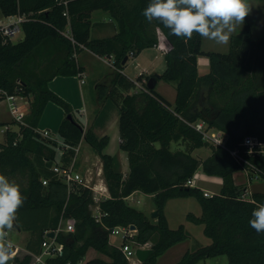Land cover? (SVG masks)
Returning <instances> with one entry per match:
<instances>
[{
    "label": "trees",
    "instance_id": "obj_1",
    "mask_svg": "<svg viewBox=\"0 0 264 264\" xmlns=\"http://www.w3.org/2000/svg\"><path fill=\"white\" fill-rule=\"evenodd\" d=\"M65 1V3H64ZM150 0H0L3 16L25 15L20 23L23 37L12 41L0 32V87L26 98L32 96L27 125L14 124L0 142V173L19 185L26 197L17 213L16 224L29 231L27 250L17 264H32L41 243L60 218H72L74 229L57 232L61 245L47 264H131L118 245L109 241L117 225H134L130 237L134 244L149 243L152 253L139 264H155L156 257L189 235L183 224L170 228L164 214L167 199L193 196L201 211L187 212L186 219L203 225L210 239L205 245L186 249L172 264H197L209 257L225 255L228 264H264V233L249 224L252 211L264 203V191L242 197L244 184L233 180V172L244 169L226 149L237 148L245 135L264 139V35L252 36L247 18L242 29L232 34L226 52L204 51L201 37L191 39L171 35L159 21L149 23L142 15ZM107 12L115 32L91 37V14ZM156 46L163 52L164 69L157 80L174 84L175 99L169 102L155 86L146 83L153 75L138 74L136 81L123 69L143 49ZM88 49L107 59L112 66L107 84H97V109L92 123L83 129L69 103L53 92L48 82L56 75H80L82 66L76 54ZM205 55L209 69L201 74L197 56ZM126 60L123 62V60ZM48 102L60 105L65 116L57 133L65 142L76 145L84 140L99 155L108 196L99 201V214L90 188L65 183L50 171L55 158V143L35 133ZM116 110L119 148L126 152L128 171L116 170L113 157L104 152L107 135L98 136L93 127L101 125ZM68 115L70 117H68ZM226 134L225 146L205 140L194 123ZM17 127V129H15ZM208 147L204 158L193 155ZM72 154L65 152V159ZM264 178V156L247 155ZM201 168L208 176L221 178L217 193L208 196L186 181ZM249 180L253 178L247 172ZM42 178L48 182L42 184ZM140 190L152 194L157 211L155 221L140 209L129 205L125 197ZM92 248L103 255L81 262Z\"/></svg>",
    "mask_w": 264,
    "mask_h": 264
},
{
    "label": "rangeland",
    "instance_id": "obj_2",
    "mask_svg": "<svg viewBox=\"0 0 264 264\" xmlns=\"http://www.w3.org/2000/svg\"><path fill=\"white\" fill-rule=\"evenodd\" d=\"M97 12L93 11V14L91 15V18L95 20L97 17L96 15L98 13H105L100 10H96ZM108 15V14H107ZM11 18L5 17L0 12V23H7ZM23 37V30L20 28L17 33L11 36L12 41H16L18 39H21ZM78 54V53H77ZM76 54V59L78 56V59L80 62H83V64L86 66V74L84 77L85 83L82 85L83 88V100L85 104H87L88 113H81L82 106L78 107L79 109H76L75 106L71 105L69 103L70 107L72 108L75 117L81 122H84V118L88 117L89 119L93 116L94 110L97 106V89L95 88L96 84H107L110 74L112 72V66L106 62V59L102 58H95L94 56H91L87 51H83L80 55ZM140 64L136 65L135 61L132 58H129L127 61L123 72L133 79L134 81L137 80L138 74H140L141 66L147 65L150 63L155 64V69L157 71L162 72L164 68V58L161 53V50L159 48H150L145 50L140 58H139ZM157 89L160 90V92L167 97L168 100L171 102L174 99L175 95V87L173 84H170L168 82H165L163 80H160L157 84ZM32 99V96L29 98L23 99V106L30 104V101ZM80 99V102L82 98ZM50 105H54L57 108L61 109V111L64 113L63 108L53 103ZM26 110V109H25ZM28 112H29V105H28ZM51 109H46V119L41 121L42 126L39 127L40 130L47 129L51 135L54 137H59L57 133V129L48 127V123L52 119L50 117ZM85 114V115H84ZM65 114H63L64 116ZM12 119L10 112L7 109L6 103L4 100H0V130L10 122ZM114 120V117H111V121ZM49 128V129H48ZM115 134L117 136V126H114ZM5 139L4 132L0 131V142H3ZM117 139V138H116ZM89 148L88 144L85 141L80 142L79 152L77 155V163L76 167L81 173V175L84 177V179H87L88 184L93 185L95 183H99L103 180L102 173L100 171V166L98 165L97 160H89L88 163L84 162L79 158V155L83 153L85 150ZM92 149V148H90ZM93 150V149H92ZM120 148L118 147V142L115 140V138H112V140L109 142L108 148L105 149V152L112 153L114 155H117V152L120 153ZM94 151V150H93ZM209 152L208 147H200L193 151V155L202 158L203 156H206ZM97 155V153H96ZM122 164V159L117 158V168L120 169ZM99 167V168H98ZM99 172V173H98ZM233 180L235 183L238 184H244L247 187V190L250 192L255 191H264V178L261 177H255L249 180L246 176V172L244 169H239L233 172L232 174ZM196 186L204 188V190L212 193H217L219 191L220 185L216 180H210V179H197L196 180ZM127 202L129 205L136 207L142 211L145 212V214L149 217V219L154 220L155 217H152L151 213L153 210H155V203L153 201V198L149 196L148 194L139 193L135 196H130L127 199ZM201 208L198 203V201L193 196H185L183 198H171L167 200L165 204V212L167 215L168 225L170 228H176L179 224H183L185 229L189 231V235L186 239L179 241L172 246H170L168 249H166L162 254L156 257L155 264H172L176 262L180 256L183 254V252L186 249H193L201 245L208 244L210 242V239L203 234V225L202 224H196L186 219L185 214L186 212H193L194 214L198 215L200 214ZM133 230V229H132ZM15 230L13 229L9 233V240H12L16 244H23L24 238L26 237L27 231L23 230L22 232L18 233V236L15 235ZM135 231V230H134ZM134 233V232H133ZM25 234V235H24ZM122 240L121 234H110L109 241L113 245H119ZM129 243L132 244L134 247L133 241L131 239H127ZM98 252L96 250L89 248L84 258L88 259L89 257H92L93 255H97ZM102 257V254L100 255ZM130 261L132 263L136 262L135 256L130 258ZM34 264H40L38 262H34ZM197 264H228L227 258L225 255H218L206 258L204 260L199 261Z\"/></svg>",
    "mask_w": 264,
    "mask_h": 264
},
{
    "label": "clouds",
    "instance_id": "obj_3",
    "mask_svg": "<svg viewBox=\"0 0 264 264\" xmlns=\"http://www.w3.org/2000/svg\"><path fill=\"white\" fill-rule=\"evenodd\" d=\"M251 10L250 0H150L142 15L149 23L159 21L178 38L191 39L195 33L227 45ZM25 199L19 185L0 173V264H8L15 255L8 237ZM251 215L250 226L264 233V203L258 204Z\"/></svg>",
    "mask_w": 264,
    "mask_h": 264
},
{
    "label": "built area",
    "instance_id": "obj_4",
    "mask_svg": "<svg viewBox=\"0 0 264 264\" xmlns=\"http://www.w3.org/2000/svg\"><path fill=\"white\" fill-rule=\"evenodd\" d=\"M65 3V1H64ZM25 15L17 14L13 15L11 19L3 24L0 23V32L4 35H7L11 38L12 35L17 33L20 29V23L25 19ZM108 62V61H107ZM109 63V62H108ZM81 82H83V79H81ZM136 86L138 88H141V83L136 81ZM26 97L18 94V93H9L6 89L0 87V100H4L7 106L8 111L11 114V117L15 123L27 125L25 122V116L26 114L23 112V99ZM14 124H5V126L0 130L1 132H4L8 129H11ZM194 126L197 130L202 131L203 138L210 143L214 145H219L221 147L226 148L225 141H226V134L215 128H206L205 124L201 121H197L194 123ZM17 129V127H15ZM34 131L36 134H38L41 138H45L48 141L55 143L54 147L56 149L55 158L51 163L50 171L51 173L59 180H61L65 185L67 186V189L70 188L71 184L74 182L81 183L82 185L87 186L91 190L93 204L91 205L92 210L95 214H99V201L105 197H107L108 190L106 187L105 182L102 180V182L95 183L93 185L88 184L87 179H84V177L81 175L79 170L77 169V155L79 152L80 147V141L76 145H72L70 143L65 142L60 137H54L50 134V132L47 129L40 130L39 128H34ZM241 145L246 148L245 153H241L237 148L228 149L226 148L230 155L234 158V160L242 164L244 166V170L246 172L251 171L253 174V178L257 177L259 175L260 170L257 168L252 162H250L247 159V155H262L264 156V139H260L257 136L254 135H245L242 139ZM67 150H71L72 154L69 155L67 159H65V152ZM196 177V173H194L187 181L186 183L188 185L194 186V179ZM248 178V177H247ZM42 184H46L48 182L47 178H42L41 180ZM203 194L205 196L210 195L205 190H202ZM251 192L247 190V187L245 191L242 194V197H249ZM74 229V220L72 218H60L57 226L54 231V236L57 232L63 231L68 232L72 231ZM135 229L132 230L130 225L124 226V225H117L113 227V229L110 231V234H121L122 235V241L118 245L119 249L122 251L126 259L130 261V258L135 256L137 264H139V260L137 259L135 255V249L137 247L140 248H147L149 247V243H144L140 245L134 244V247L131 243L127 241V239L134 234L133 232ZM109 234V236H110ZM53 237H49L45 234V238L41 243V251L38 254L33 255V261L38 262L40 264H47L45 261V258L48 256L55 255L61 248V245L58 244ZM130 263H132L130 261ZM135 264V262L133 263Z\"/></svg>",
    "mask_w": 264,
    "mask_h": 264
},
{
    "label": "crops",
    "instance_id": "obj_5",
    "mask_svg": "<svg viewBox=\"0 0 264 264\" xmlns=\"http://www.w3.org/2000/svg\"><path fill=\"white\" fill-rule=\"evenodd\" d=\"M250 3L252 4V10H251L250 14L246 18H247V20L249 22V25L251 27L252 36L254 38H259L262 35H264V0H250ZM94 12H97V11H94ZM92 14H93V12H92ZM96 16L97 17L95 18V20L91 18V23H92V26H91V29H90V36L91 37L108 36V35H111V34H113L115 32V28H114V26L112 24V21L110 20V18H109V16L107 14L105 15V13H98ZM8 17L11 18L12 16H8ZM242 27H243V25L240 28L238 27L235 33L239 32L242 29ZM228 47H229V43L227 45H218L214 41L201 38V49L204 50V51L226 52L228 50ZM150 48H158V47L152 46V47L145 48L137 56L133 57L132 59L135 61L136 65L140 64L139 58H140L141 54L145 50L150 49ZM83 51H87L91 56H94L95 58L101 59L100 56L94 54L93 52H91L88 49H82L81 51L78 52L77 55H80L81 53H83ZM161 53L163 55L162 51H161ZM77 61L83 67L82 68V72H81L80 75H66V76H64V75H56L51 80H49L48 86L53 92H55L56 94L61 96L63 99L67 100L71 105L75 106L76 109H79L78 107L82 106L81 113H85V112L88 113L87 104H85V102L83 100V88H82V85L85 83L84 77H85L87 69H86V66L83 64V62H80V60L78 59V56H77ZM106 62H107V59H106ZM154 65L155 64H153V63L147 64V65H143V66H141L140 72L142 74H151V73H154V72H157V73L160 74L161 72L157 71V69H155ZM197 69H198V72L201 73V74H203V73L208 71L209 63H208V59H207V57L205 55L201 54V55L197 56ZM81 79H83V82H81ZM159 81L160 80H157V82L155 84V89L161 95H163L160 92V90L157 89V84H158ZM170 84H172V83H170ZM95 88L97 89V84H96ZM78 98H82L81 102H80V99L78 100ZM165 98L167 99V97H165ZM174 99H175V95H174ZM174 99H173L172 102L170 100H168V99L167 100L169 102L173 103ZM50 104H52V102H48L46 104L45 109H44V111H43V113L41 115V118L39 120L37 128L41 127L42 126L41 121L43 119L44 120L46 119V117H45L46 116V109L48 110V108L51 109L50 110L51 111L50 117H52V119L48 123V127H50V128L52 127L54 129H57L60 121L65 116V115L63 116L64 113L61 111V109L57 108L54 105H50ZM28 105L23 106V112L26 115L28 114V110H27L28 109ZM96 109H97V106H96L94 111H96ZM112 116L114 117L113 121H111V117ZM93 118H94V114H93V116L90 119L88 117H85L84 118V122L81 121V123L83 125V129H86L92 123ZM117 119H118V115H117L116 110H111L110 113H109V116L107 117V119L101 125L93 127L94 132L98 136L107 135L109 137V141H108V144L105 147V149L108 148L109 142L112 140V138H115V140H117L118 147H119L120 137H119ZM114 126H117V136L115 134V131L113 130ZM82 141H84V140H81L80 142H82ZM88 146H89V144H88ZM90 148L91 147L89 146V148L87 150H85L83 153H81L79 155V158H81L82 161L87 162V163H88L89 160H97L98 161V165L100 166V168L98 167L100 169L99 172L102 173V164H101L100 157H99L98 154L96 155V152L93 151ZM105 149H104V152H105ZM106 153H108V152H106ZM109 154L113 157L114 168L116 170L121 171L123 174H125L128 171V162H127L126 152L121 149L120 153L117 152V155H114L112 153H109ZM204 157L205 156H203L202 158H204ZM117 158H121L122 159V164H121V168L120 169L117 168ZM194 173H196V177L194 179L195 186H196V180L197 179L216 180L218 182V184L221 186V183H222L221 178L216 177V176H208L205 173H203L201 168H197V170ZM199 188L204 190V188H202V187H199ZM139 193L148 194V193H144V192H142L140 190H135L130 195L125 197L126 202H127V199L130 196H135L136 194L138 195ZM208 193H210V192H208ZM148 195L153 198L152 194H148ZM175 198H183V197H175ZM169 199H171V198H169ZM169 199H167V200H169ZM166 202H165V204H166ZM164 214H165V216L167 218V215H166V212H165V205H164ZM186 214H187V212H186ZM186 214H185V217H186ZM152 221H155V218ZM14 230H15L14 232H15L16 236H18V233L23 231L21 229L18 230L15 227H14ZM27 232L28 233L26 234V237L24 238L23 244H16V243H14L11 240L13 242V244H14L15 255L10 259L8 264H17L14 261V257L17 256V257L20 258L24 253L27 252V250L25 248V245H26L27 240L30 237V232L29 231H27ZM188 233H189V231H188ZM96 252H98V251H96ZM99 254L101 255V253L98 252L97 255H93L92 257H89L88 259H91V258H94V257H100ZM102 257H103V255H102ZM88 259H85L83 257L81 262L84 263ZM32 264H34V261H33ZM131 264H133V263H131ZM135 264H137V262H135Z\"/></svg>",
    "mask_w": 264,
    "mask_h": 264
},
{
    "label": "water",
    "instance_id": "obj_6",
    "mask_svg": "<svg viewBox=\"0 0 264 264\" xmlns=\"http://www.w3.org/2000/svg\"><path fill=\"white\" fill-rule=\"evenodd\" d=\"M126 60V57L125 59L123 60V62ZM159 73L157 72H154L153 75L148 79L146 85L148 88H152L155 86L156 84V79L159 78ZM68 117H70L68 115ZM156 214H157V211L156 209L152 211L151 215L152 217H156ZM130 227L132 229H135L134 225H130ZM15 228L16 229H20V227L15 223ZM46 235L49 236V237H53L54 236V231L53 230H49L46 232ZM152 253V249L150 247H147V248H140V247H137L135 249V255L137 257V259L139 260V262H143L144 260H146L148 258V256Z\"/></svg>",
    "mask_w": 264,
    "mask_h": 264
}]
</instances>
